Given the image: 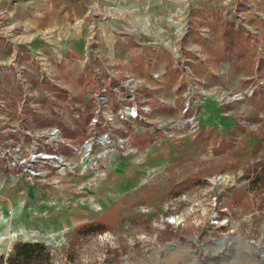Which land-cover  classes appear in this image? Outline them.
<instances>
[{"label": "rangeland", "instance_id": "374dc122", "mask_svg": "<svg viewBox=\"0 0 264 264\" xmlns=\"http://www.w3.org/2000/svg\"><path fill=\"white\" fill-rule=\"evenodd\" d=\"M156 1L104 15L114 51L91 21L60 58L0 12V255L38 240L52 264H264V0Z\"/></svg>", "mask_w": 264, "mask_h": 264}, {"label": "crops", "instance_id": "0c3cea01", "mask_svg": "<svg viewBox=\"0 0 264 264\" xmlns=\"http://www.w3.org/2000/svg\"><path fill=\"white\" fill-rule=\"evenodd\" d=\"M121 4L122 0H0V12L10 14L18 44L60 58L65 52H83L91 21L97 23L102 53L114 51L119 26L104 15Z\"/></svg>", "mask_w": 264, "mask_h": 264}, {"label": "trees", "instance_id": "16d2710c", "mask_svg": "<svg viewBox=\"0 0 264 264\" xmlns=\"http://www.w3.org/2000/svg\"><path fill=\"white\" fill-rule=\"evenodd\" d=\"M229 47L233 49L234 44L228 43ZM55 88L50 84L49 89ZM24 111L30 110L29 107L24 106ZM77 228L87 233H95L102 231L104 227L98 223H84ZM0 264H52V256L50 251L42 241H19L15 243L9 253L4 257L0 255Z\"/></svg>", "mask_w": 264, "mask_h": 264}, {"label": "built area", "instance_id": "2783aa9c", "mask_svg": "<svg viewBox=\"0 0 264 264\" xmlns=\"http://www.w3.org/2000/svg\"><path fill=\"white\" fill-rule=\"evenodd\" d=\"M36 57H34V59H38L40 62L41 67H39V71L42 73L43 77H47L49 80H53V68H52V64L51 62H49L48 59L44 60L42 57L34 55ZM21 70L18 72L19 73V77L22 80V83L26 86V88H29V83L27 82V79L24 78V73L26 72L25 70H27V68L24 65H20ZM9 67H1L0 69V73L3 71H10L8 70Z\"/></svg>", "mask_w": 264, "mask_h": 264}]
</instances>
